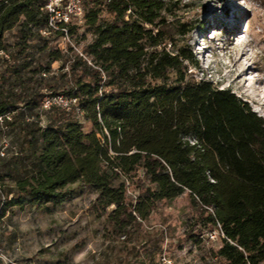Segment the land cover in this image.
Wrapping results in <instances>:
<instances>
[{
    "label": "trees",
    "instance_id": "1",
    "mask_svg": "<svg viewBox=\"0 0 264 264\" xmlns=\"http://www.w3.org/2000/svg\"><path fill=\"white\" fill-rule=\"evenodd\" d=\"M47 1L0 0V115H11L4 127L16 141L15 150L0 153V181L38 177L36 170L52 167L62 145L74 155L93 151L96 133L86 132L81 119L95 127L111 119L137 131L187 128L221 153L224 166L207 168L197 157H182L163 173V186L170 193L190 190L204 217L221 225L219 254L227 264L264 262L263 116L231 89L195 79L191 50L168 49L184 32L168 20L166 0H83L94 34L84 51L54 46L65 33L48 30ZM64 26L75 33L74 22ZM9 32L15 33L12 42ZM55 61L62 63L57 70ZM46 95L77 99L80 113L44 109ZM137 162L123 158L120 167L129 171Z\"/></svg>",
    "mask_w": 264,
    "mask_h": 264
},
{
    "label": "rangeland",
    "instance_id": "2",
    "mask_svg": "<svg viewBox=\"0 0 264 264\" xmlns=\"http://www.w3.org/2000/svg\"><path fill=\"white\" fill-rule=\"evenodd\" d=\"M166 1L168 20L184 32L168 49L191 50L195 79L231 89L264 118V0ZM83 16L72 21L73 35L54 41L57 49L84 51L93 40ZM5 36L15 39L14 32ZM61 65L55 61L52 68ZM81 123L96 133L93 151L74 155L62 145L52 167L36 170L38 177L0 181V264H166L164 258L227 264L219 254L223 237H211L215 225L204 217V206L188 189L170 193L163 186V173L182 157L222 169L219 151L187 128ZM41 124L48 125L46 111ZM15 143L9 128L0 131L5 154ZM123 158L138 162L125 171Z\"/></svg>",
    "mask_w": 264,
    "mask_h": 264
},
{
    "label": "built area",
    "instance_id": "3",
    "mask_svg": "<svg viewBox=\"0 0 264 264\" xmlns=\"http://www.w3.org/2000/svg\"><path fill=\"white\" fill-rule=\"evenodd\" d=\"M46 9L51 15L48 30H63L65 33L63 38L69 37V30L64 25L71 23L74 19H78L84 15L83 0H48ZM48 30H43V34H48ZM1 53L2 52H0V54ZM81 54L83 55L82 52ZM53 106H59L67 110L75 107L77 112L80 113V109L77 107V99L69 98L64 95H46L42 101V107L44 109H50ZM10 118V114L0 115V127L5 128V120ZM0 153L1 155H5L3 147H1ZM211 233L212 238L225 236L220 224H218ZM164 261L166 264H172L171 260L164 258Z\"/></svg>",
    "mask_w": 264,
    "mask_h": 264
},
{
    "label": "bare ground",
    "instance_id": "4",
    "mask_svg": "<svg viewBox=\"0 0 264 264\" xmlns=\"http://www.w3.org/2000/svg\"><path fill=\"white\" fill-rule=\"evenodd\" d=\"M244 72H245V68H242L240 70V72H238V73L235 74V79H239Z\"/></svg>",
    "mask_w": 264,
    "mask_h": 264
}]
</instances>
